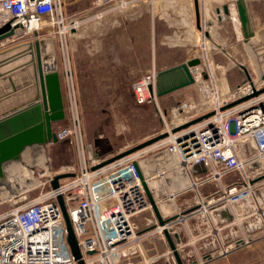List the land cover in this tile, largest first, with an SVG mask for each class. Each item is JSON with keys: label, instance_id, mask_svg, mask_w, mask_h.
<instances>
[{"label": "built area", "instance_id": "built-area-1", "mask_svg": "<svg viewBox=\"0 0 264 264\" xmlns=\"http://www.w3.org/2000/svg\"><path fill=\"white\" fill-rule=\"evenodd\" d=\"M127 5L126 1H120L117 6L88 15V19H102ZM229 8L231 19L236 21L234 2ZM78 19V16L64 14L61 0H0V27L7 20H12L11 27L17 26L11 37L0 41V50L25 34L35 33L38 38V31L49 24L59 29L57 35L71 122L57 126L54 132L58 143L66 142L75 148L79 163L77 172L59 173L74 175L60 180L58 188L50 186L58 175L54 173L46 181L47 189L36 198H21L0 214V264H77L66 240L58 196L63 198L84 264H150L159 257L149 261L134 258L140 254L144 240H161L167 244L164 231L169 232L175 246L181 243V231L185 232L189 243L203 244L208 239L212 244L217 242L221 256L229 252L220 245V234L226 227L237 228L231 238V250L247 245L248 238L257 231L264 232V113L261 108V105L264 107V93L221 110L251 92L248 81L224 98L213 92L211 105L207 82H199L202 102L182 109L183 115L176 122L165 125L162 132L167 134L165 138L93 169L108 158L93 156L81 133L77 91L66 43L71 31L79 25ZM205 51L203 46L204 57ZM57 69L56 62L45 70ZM191 72L195 83L202 71L195 67ZM157 73L152 68L133 82L137 105L158 107L159 98L154 91ZM209 112L213 115L172 132ZM235 173L240 174V179L224 183ZM207 186L213 188L202 195L201 190ZM187 194H194L193 202L183 204L184 207L177 205V200ZM153 206L164 225L158 224ZM222 209L232 216L231 222L216 218ZM141 216L144 227L140 229L136 220ZM190 222L198 229L195 238L189 232ZM174 234L179 236V242ZM201 256V264L214 259L212 253Z\"/></svg>", "mask_w": 264, "mask_h": 264}, {"label": "rangeland", "instance_id": "rangeland-1", "mask_svg": "<svg viewBox=\"0 0 264 264\" xmlns=\"http://www.w3.org/2000/svg\"><path fill=\"white\" fill-rule=\"evenodd\" d=\"M154 2L157 0H145L149 8ZM127 7L131 9L135 5L130 3ZM118 11L120 10L112 11L99 20L88 19V11L81 15H72L80 18L79 25L71 31L72 39L69 40L70 37H68L66 42L70 47L68 48L70 62L71 47L76 48L75 63L81 87L79 98L77 94V109L84 144L91 150L93 156L106 159L160 135L165 131V125L172 121L176 122L183 115L182 109L185 110L202 102L199 82L202 84L207 82L209 105L214 102L213 92L219 98H224L247 80L239 64L246 68L254 85L264 87V42L253 45L248 41L243 44L240 28L236 26L238 21L229 19L230 21L221 25L222 29L215 30L216 33L210 32L211 26L206 25L204 30L210 33L209 38L204 36L203 31L198 33L199 37L193 53L201 61L199 68L202 73L195 83L159 98L158 107L150 104L137 105L133 97L132 84L151 67L147 50H151L152 38L144 37L145 68L143 70H138L136 67L130 68L136 62V59H132L134 54L131 53V46H135V37L120 36L116 32L120 22L113 18ZM143 27L145 31L151 29V21H145ZM58 30L56 25L49 24L38 31V38H35V33L25 34L6 45L5 50H0V56L3 57L0 61V107L2 109H16L22 106V102L27 101L24 97L29 93L16 96L19 89L29 90L32 95L36 93L34 72L27 48L30 44L33 45V41L37 39L52 41L57 65L63 73ZM202 39L206 42L205 57L202 56ZM91 48L97 50V55L91 58L92 65H88ZM32 51L31 54L34 56L33 47ZM51 58L54 62V58L52 56ZM95 62L100 64L97 65ZM12 86L17 90L13 91ZM64 86L62 74L66 118L60 122V125L71 122ZM173 109L179 111L174 112ZM42 148L43 159L34 165H29L20 159L13 160L7 165L5 180L8 190L0 188V214L21 198L26 200L36 198L43 189H47L46 181L54 173L78 171V155L73 146L62 142L45 145ZM237 179H240V174L235 173L225 179L224 183ZM207 193L204 189L201 190L202 195ZM193 199L194 194L184 195L177 200V205L184 207L183 204L191 203ZM144 217L141 216L136 220L140 229L144 227ZM188 224V227H191V222ZM241 226L245 225L241 223ZM232 228V226L226 227L220 234V245L223 249L229 250L228 254L223 256L218 252L220 248L217 242L212 244L208 239L211 245H208V242L207 245L205 242L203 244L189 243L185 232L181 231V243L176 248L182 262L201 264L203 262L201 250L206 247L213 250L214 259L205 264H264V232L257 231L248 238L250 241L247 245L231 250L229 247L233 245L230 235ZM234 229L237 231L236 227ZM191 236L195 238L196 232L193 231ZM154 257L159 258L150 264H176L168 245L159 240L144 241L142 254L137 255L134 260L149 261Z\"/></svg>", "mask_w": 264, "mask_h": 264}, {"label": "water", "instance_id": "water-1", "mask_svg": "<svg viewBox=\"0 0 264 264\" xmlns=\"http://www.w3.org/2000/svg\"><path fill=\"white\" fill-rule=\"evenodd\" d=\"M193 2L195 7L196 25L198 29H201L198 0H193ZM234 9L243 41L247 43L254 37V32L248 14L246 0H235ZM222 14L226 18L230 16V8L228 5H224L222 7ZM11 23L12 20H7L0 27V41L11 37L14 34V30L17 26L14 28L11 27ZM34 35L36 36V34ZM205 36L208 37V33H205ZM46 41L47 40L42 39L35 40L33 42L36 93L31 95L27 101L22 102V106L20 105V107L10 112L4 108L2 109V114H0V178L2 176L4 164L8 161L19 160L22 152L27 147L34 144L45 146L58 143L54 132V125L65 120V108L58 72L56 70L46 71L43 66V60L47 59L49 55L54 58V62L56 63L54 47L51 40H48L50 43L49 50L45 52L43 50ZM200 64L201 61L199 58H193L179 65L159 71L156 75L154 86L156 97L161 98L186 87L187 84H193L194 78L191 70L195 67H199ZM239 67L246 75L247 81L251 86V92L248 95L223 106L221 110L233 107L264 93V87L258 89L255 88L246 68L241 64H239ZM261 108L264 113V107L262 105ZM212 115L213 112H209L172 130V132L184 129ZM166 135V133H161L160 135L144 141L128 150L115 154L95 166L93 169L99 168L116 159L146 148L165 138ZM73 175L74 174L72 173L56 175L50 182L51 189L58 188L60 180L73 177ZM149 200L152 203L151 198H149ZM57 202L65 222L67 232L66 240L71 254L77 264H84L81 259L78 243L74 235L63 198L58 196ZM152 209L158 224L160 226L164 225V221L161 219L157 208L153 206ZM216 218L221 222L232 221V216L225 209L220 210L216 214ZM164 237L176 264H184L168 231H164ZM174 238L176 242H179V236L177 234H174Z\"/></svg>", "mask_w": 264, "mask_h": 264}, {"label": "crops", "instance_id": "crops-1", "mask_svg": "<svg viewBox=\"0 0 264 264\" xmlns=\"http://www.w3.org/2000/svg\"><path fill=\"white\" fill-rule=\"evenodd\" d=\"M120 1H126L127 4L135 5L134 8L122 9L115 12L114 20L119 21L118 32L120 36L135 37V46H131V53L134 54L132 59H136L135 65H131L130 68L141 69L145 68V49H144V37L151 36L152 47L148 51V59L150 60V71L155 68L157 71L164 70L181 63H184L193 58H198L193 53V48L196 46L199 32L210 33L206 30V25H209L210 32L216 33L215 30L219 31L222 29L221 25L226 21H230L231 17H224L222 14V7L224 5L230 6L231 2L235 0H198L199 12H200V26L201 29L197 28L195 7L193 0H157L152 4V7L146 6L145 0H61L63 12L66 16L81 15V13L88 11V15L96 14L101 12L106 7H114L119 4ZM248 14L250 17L252 29L254 32V37L250 39V44L256 45V43L264 42V0H246ZM117 11V10H116ZM112 15V14H111ZM108 19V18H107ZM151 21V29L144 30V22ZM211 21V22H210ZM212 24V25H211ZM236 26L239 27L238 22ZM98 35V33H97ZM258 37V39H257ZM72 39L71 37L69 40ZM256 39V41H254ZM243 41V40H242ZM254 41V42H251ZM202 47L206 49V42H203ZM243 44H246L244 41ZM70 44V43H69ZM69 46V45H68ZM70 49V47H68ZM44 52L49 49H44ZM89 51L90 59L88 60V65H92L93 60L91 59L94 55H97V50ZM33 52V51H32ZM72 72L74 77V82L78 94L80 97V78L77 73V67L75 63V52L76 48L71 47L70 53ZM97 61V60H96ZM170 62V63H167ZM100 64L99 62H95ZM134 64V63H133ZM90 67V66H89ZM106 67V66H105ZM60 66L56 70L60 76L61 90H62V71H60ZM137 70V71H138ZM147 71V72H148ZM145 74V73H143ZM141 74L140 76H142ZM139 76V77H140ZM246 79V78H245ZM244 80L242 83L246 82ZM26 98L27 100L31 97L32 92H28ZM63 96V94H62ZM20 99V98H19ZM23 99V98H21ZM14 109H9L12 111ZM0 114H2V107H0ZM60 125V122L54 125V128ZM62 143V142H59ZM213 187L207 186L203 188L206 192H209ZM197 227L191 225L189 232L192 235L193 231ZM235 229L232 228L231 238L235 235ZM150 241V240H144ZM144 241L141 245L140 254H142L144 249ZM161 241V240H159ZM164 244H166L163 241ZM207 245V242H205ZM208 242V245L211 243ZM202 255L211 254L213 250L211 248H204Z\"/></svg>", "mask_w": 264, "mask_h": 264}, {"label": "bare ground", "instance_id": "bare-ground-1", "mask_svg": "<svg viewBox=\"0 0 264 264\" xmlns=\"http://www.w3.org/2000/svg\"><path fill=\"white\" fill-rule=\"evenodd\" d=\"M203 31V30H202ZM34 34V33H33ZM34 42V41H33ZM32 47L33 45L30 44V47L28 46V51L30 52V61H31V65H32V68H33V72H34V79H35V84H36V76H35V63H34V56L33 54H31V51H32ZM31 48V50H30ZM50 48V43L49 41H46V43L44 44V49H49ZM22 51V50H21ZM3 60V57L0 56V61ZM45 60V69L48 70V67L52 68L54 66V62L52 60V58L50 57H47V59H44ZM198 76V74H197ZM191 84H187V86H190ZM15 89L17 90V88H15L14 86H12V90L15 91ZM17 95L16 96H19V95H24V94H27L29 92V90H18L17 91ZM43 146L41 145H37V144H34V145H31L29 147H27L21 154L20 156V160L29 164V165H34L36 163H38L39 161H41L43 159ZM11 164V161H8L4 164L3 166V171H2V176L0 178V188H5L6 190H8V186L6 185V174H7V170H6V167L7 165ZM25 165V164H24ZM1 197V195H0Z\"/></svg>", "mask_w": 264, "mask_h": 264}]
</instances>
